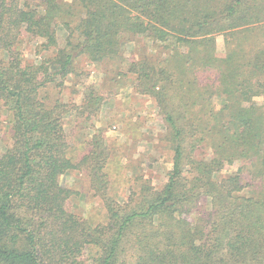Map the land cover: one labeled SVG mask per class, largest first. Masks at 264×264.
I'll return each instance as SVG.
<instances>
[{
  "label": "trees",
  "instance_id": "trees-1",
  "mask_svg": "<svg viewBox=\"0 0 264 264\" xmlns=\"http://www.w3.org/2000/svg\"><path fill=\"white\" fill-rule=\"evenodd\" d=\"M24 35L49 55L28 63ZM262 37L264 0H0V105L13 129L0 149V264H264ZM139 38L155 51L129 73L162 117L172 169L159 189L136 177L120 201L105 136L74 160L68 105L46 92L79 75V58L118 62ZM77 171L102 198L98 224L61 183Z\"/></svg>",
  "mask_w": 264,
  "mask_h": 264
},
{
  "label": "rangeland",
  "instance_id": "rangeland-1",
  "mask_svg": "<svg viewBox=\"0 0 264 264\" xmlns=\"http://www.w3.org/2000/svg\"><path fill=\"white\" fill-rule=\"evenodd\" d=\"M65 35L60 29V37ZM23 39L21 48L28 63H39L49 55L41 52L40 40L32 41L26 35ZM262 39L264 42V37ZM218 43L221 49L222 37ZM151 50L154 52L155 47L139 38L126 45L124 57L118 62L92 63L81 57L75 62L79 75L70 77L62 90L53 86L46 92L51 103L60 100L68 105L70 113L65 124L73 139L71 154L74 160H80L92 149L94 137L105 136L106 153L111 162L107 167L111 181L109 192L120 201L129 196L136 177L145 178L140 184L148 180L159 189L167 182V174L172 169L173 153L164 139L167 131L162 117L154 100L141 93L135 86L136 76L129 73L131 64ZM161 52L158 57L165 54V50ZM92 92L102 96L100 105L89 100ZM11 121L10 114L0 105V149L4 151L12 143ZM202 153L204 151L197 154ZM61 183L77 192L73 197L76 214L93 224L105 219L102 198L94 192L87 173L72 172L64 176Z\"/></svg>",
  "mask_w": 264,
  "mask_h": 264
}]
</instances>
